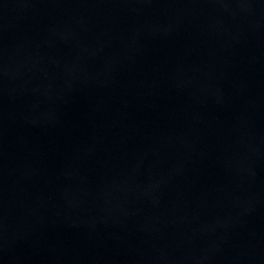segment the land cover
Instances as JSON below:
<instances>
[{
    "label": "water",
    "instance_id": "water-1",
    "mask_svg": "<svg viewBox=\"0 0 264 264\" xmlns=\"http://www.w3.org/2000/svg\"><path fill=\"white\" fill-rule=\"evenodd\" d=\"M0 264H264V0H0Z\"/></svg>",
    "mask_w": 264,
    "mask_h": 264
}]
</instances>
